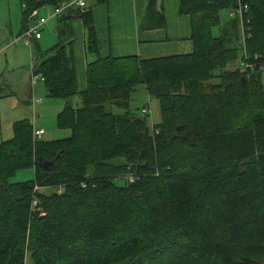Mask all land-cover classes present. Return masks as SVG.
I'll return each instance as SVG.
<instances>
[{"label": "trees", "instance_id": "trees-1", "mask_svg": "<svg viewBox=\"0 0 264 264\" xmlns=\"http://www.w3.org/2000/svg\"><path fill=\"white\" fill-rule=\"evenodd\" d=\"M60 1L18 0L21 31L28 12ZM235 1H179L188 55L90 61L75 110L67 102L76 94L64 55L68 17L56 18L59 41L33 66L46 97L63 101L56 124L70 134L32 140L31 125L20 120L0 143V264H23L27 250L35 264H264V0H239L244 49L262 65L253 73L223 70L239 54L238 20L218 37L210 33ZM153 4L147 0L146 19ZM212 78L219 85L203 84ZM136 86L158 103L154 125L127 110ZM106 103L124 112L105 111ZM128 166L132 181L115 185ZM23 169L33 170L32 180L7 182ZM61 185V195L32 190Z\"/></svg>", "mask_w": 264, "mask_h": 264}, {"label": "crops", "instance_id": "crops-1", "mask_svg": "<svg viewBox=\"0 0 264 264\" xmlns=\"http://www.w3.org/2000/svg\"><path fill=\"white\" fill-rule=\"evenodd\" d=\"M179 1L180 0H154V12L153 14L151 13L147 19V0H106L105 2L96 4L88 1L86 3V8L83 11L74 9L64 13L65 16L68 17L67 21H65L67 33H70V40L64 47V55L68 57L72 63L73 84L74 91L76 92L73 96H78V93L85 90L86 65L96 57L100 59L107 57L111 59L135 57L139 60H149L190 54L192 52V44L189 40V22L187 16L178 13ZM33 11L35 12L34 17H44L50 14L51 6L42 5ZM42 11L44 12V16H39ZM158 15L162 19L161 22H157L156 20ZM34 17L27 20L26 27L35 24ZM228 21L219 26L218 35L216 37L221 34L222 29L226 26ZM21 24L22 18L20 12L19 32L23 27ZM218 24L219 21L216 26H218ZM88 25L91 28L92 38L90 40L92 41L95 53L88 52V46H90L86 28ZM48 26L52 27V29L49 30ZM57 26L58 19H48L38 29L39 38L32 40L28 47L24 46L28 49L29 55L31 52V46L35 53L33 57L34 59L30 62V74L32 70V73L36 76V80L33 84H31L29 76V87L32 89V86H34L37 81L41 82L43 86V78L34 73L35 68L33 64L36 63L38 54H42L58 43L59 35L57 32ZM41 28L43 30H41ZM45 28L48 29L45 32H48L50 36L47 34L44 36V44L51 43L53 37L55 38V41L53 45L41 52L38 45L39 42H41L42 33ZM40 31L42 32L40 33ZM19 32L17 36L22 31ZM7 46L15 45H10L9 42ZM30 92L24 93V97H27V100L31 97ZM44 95L46 97L45 89ZM27 100L25 101L26 104H28ZM60 101L63 106V101ZM78 108L73 109L75 110ZM32 128L42 129L37 126L33 127V125L31 126V129Z\"/></svg>", "mask_w": 264, "mask_h": 264}, {"label": "rangeland", "instance_id": "rangeland-1", "mask_svg": "<svg viewBox=\"0 0 264 264\" xmlns=\"http://www.w3.org/2000/svg\"><path fill=\"white\" fill-rule=\"evenodd\" d=\"M20 12L18 0H0V143L11 139L12 123L20 120L28 121L33 127L37 126L42 128L44 134L40 136L41 140L56 141L67 138L70 131L67 128H59L56 124V115L62 107V102L60 100L46 98L42 83L39 81L34 85L35 87L32 86L33 89L29 87L30 62L34 59L35 54L33 47L31 46L29 55L28 49L22 44L7 46L10 40L15 38L19 32ZM228 13L229 10L226 9L218 12L219 24L211 29L212 37H216L219 26L229 20ZM39 16H44V12L42 11ZM48 29L50 30L52 27L48 26ZM48 29H44L41 42L38 45L41 52L53 45L55 41L53 37L51 43L44 44V36L46 34L50 36L48 32H45ZM41 30L43 29L41 28ZM223 70H237L240 73L242 72L237 66V57L232 62L227 63ZM214 74L217 75L216 73ZM258 80L264 91V70L261 71ZM218 81V78H212L203 84L217 86L219 85ZM25 92H30V99L27 100V97H24ZM26 100L28 104H26ZM67 102L73 108L80 106V100L77 95L68 99ZM103 107L105 111H109L112 114H122L124 112V110L109 103L104 104ZM127 110L136 116L144 117L149 126L154 125L160 119L157 101L147 96L142 86H136L130 93ZM141 110H147L148 112L142 114ZM118 163L119 161L117 160L114 162V164ZM130 170L131 167L128 166V169L123 174L118 175L113 183L115 185L127 184V177L133 175V172ZM32 178L33 170L23 169L15 171L13 176L7 179V182L19 183L32 180ZM59 187L58 192L49 188H40L33 190V194L49 196L55 192L56 195H61L64 187L62 185ZM84 187V185H80V188ZM157 205L161 207L160 202L153 203L152 206L156 208ZM30 208L32 212H41L37 208V203L34 200H32ZM31 253L32 250L25 252L23 264H35V261L30 258ZM203 264L209 263L205 261Z\"/></svg>", "mask_w": 264, "mask_h": 264}, {"label": "built area", "instance_id": "built-area-1", "mask_svg": "<svg viewBox=\"0 0 264 264\" xmlns=\"http://www.w3.org/2000/svg\"><path fill=\"white\" fill-rule=\"evenodd\" d=\"M90 0H62L57 5H50L51 11L49 15H46L44 17H34L35 12L31 11L27 13L26 17L27 19L34 17L35 24L27 27L24 31H22L18 36L13 38L10 41V45H16L18 43H22L23 46L28 47L29 43L32 40H36L39 38V27L43 25L48 19L50 18H57L61 16L62 14L70 11V10H80L83 11L86 8V3ZM49 5V4H44ZM21 10H24V6H21ZM246 11V6L242 5L239 0L235 1V7L231 9L228 13L229 19H236L239 21V30H240V50L237 57V66L242 72H256L257 70H262V65L258 62V57L256 54H253L249 56L243 45L244 40V33L242 29V16L243 13ZM36 80V76L32 73L30 74V82L33 84ZM147 110H141V113H146ZM43 134L42 129H31V138L32 140H39L40 136ZM128 181L131 182L132 179L128 177ZM41 187L33 186L32 190L40 189ZM55 192H58L59 189L54 190Z\"/></svg>", "mask_w": 264, "mask_h": 264}, {"label": "water", "instance_id": "water-1", "mask_svg": "<svg viewBox=\"0 0 264 264\" xmlns=\"http://www.w3.org/2000/svg\"><path fill=\"white\" fill-rule=\"evenodd\" d=\"M51 164H52L51 162H49V163H47V164H46V163H42V164H41V167L51 166Z\"/></svg>", "mask_w": 264, "mask_h": 264}]
</instances>
